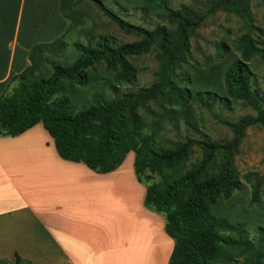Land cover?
<instances>
[{"label": "trees", "instance_id": "trees-1", "mask_svg": "<svg viewBox=\"0 0 264 264\" xmlns=\"http://www.w3.org/2000/svg\"><path fill=\"white\" fill-rule=\"evenodd\" d=\"M60 1L62 16L75 20V9L84 0ZM88 1L121 31L139 39L119 46L107 40H99L94 46L77 44L79 57L65 66L49 57L66 47L65 35L31 48L30 65L11 79L0 97V137H17L41 124L54 139L62 159L84 163L100 174L116 171L128 154L134 153L136 177L146 188L145 207L165 218V231L174 241L169 264H264V233L260 230L248 240L243 225L212 212L241 187L235 159L247 130L264 126V94L254 87L248 65L255 57L264 63V48L246 33L237 41L240 59L226 69L219 68L196 81L190 79L184 86L175 85L169 78L189 53L191 37L208 17L227 11L250 19V0H193L180 10L170 8L168 0H145L150 8L161 10L160 18L171 26L154 29L126 21L103 0ZM260 2L264 6V0ZM152 48L161 60L152 86L112 100L95 94L79 109L64 96L51 101L63 92L64 85H85L88 71L98 63L125 67L127 58ZM45 67H50L49 74H43ZM14 83L17 86L12 87ZM158 101L179 107L192 101L212 112L216 103L228 106L235 101L256 114L237 120L217 115L233 133L229 140L213 141L190 133L177 135L175 142L153 140L142 134L140 110L148 111L149 104ZM196 153L201 158L187 167ZM155 174L160 179L152 183Z\"/></svg>", "mask_w": 264, "mask_h": 264}, {"label": "crops", "instance_id": "crops-1", "mask_svg": "<svg viewBox=\"0 0 264 264\" xmlns=\"http://www.w3.org/2000/svg\"><path fill=\"white\" fill-rule=\"evenodd\" d=\"M26 2L0 0V97L30 65L31 45L51 43L68 28L60 0H31L23 21ZM23 22L43 29L46 40L25 38L19 49ZM132 154L100 174L62 159L41 124L0 137V263L169 264L174 241L165 218L145 207Z\"/></svg>", "mask_w": 264, "mask_h": 264}, {"label": "rangeland", "instance_id": "rangeland-1", "mask_svg": "<svg viewBox=\"0 0 264 264\" xmlns=\"http://www.w3.org/2000/svg\"><path fill=\"white\" fill-rule=\"evenodd\" d=\"M30 1L26 2L23 21L27 19L33 7ZM103 1L115 13L134 25L146 29L158 26L171 28L167 21L160 18L161 10L150 8L145 0ZM192 3L193 0H168L173 10H180ZM40 6L43 8L42 4ZM249 7L251 17L247 20L227 11H219L208 17L203 26L191 37L189 53L178 62L170 74V80L177 86H184L190 79L196 81L200 77L209 76L219 68L226 69L231 62L240 59L241 52L237 41L246 33H250L260 47L264 48V6L260 0H250ZM75 11V20H67L71 28L59 36L65 35L66 47L49 55L57 64L65 66L74 62L79 57L75 49L77 44L94 46L99 40H107L112 45L119 46L139 39L133 34L121 31L88 0L78 4ZM41 33L44 34L45 31L40 28L32 31L23 22L19 49L25 38L31 43L46 40L44 35L40 38ZM38 44L42 43H34L31 48ZM160 65L161 60L153 48L139 56L127 58L125 67L118 65L116 68H110L101 62L88 71V82L85 85L72 87L64 85L63 92L56 94L51 101H57L64 96L67 98L66 101H70L76 107L75 109H79L87 106L95 94H102L112 100L125 93H135L155 83ZM248 65L254 87L264 94L263 61L260 57H255ZM49 69L50 67L43 68V74H49ZM15 86L17 83L12 87ZM147 110H140L144 122L142 134L154 138L153 140L172 142L176 141L177 135L185 133L213 141L229 140L233 133L219 122L217 115L237 120L245 115L256 114L242 102L235 101H231L228 106L216 103L213 112L204 105L192 101L185 107L158 101L149 104ZM132 155L135 157L134 153ZM200 158L199 153L191 156L187 167L197 163ZM235 169L241 187L229 200L220 201L212 212L216 216L229 219L232 223L243 225L246 238L252 240L258 231L264 233V126L251 127L247 130L246 138L235 159ZM153 178L150 181L152 183L160 179L156 174Z\"/></svg>", "mask_w": 264, "mask_h": 264}]
</instances>
